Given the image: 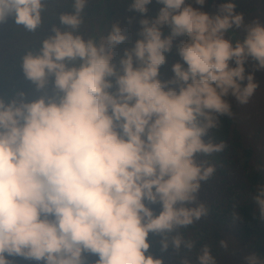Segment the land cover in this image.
Instances as JSON below:
<instances>
[{
  "label": "clouds",
  "instance_id": "obj_1",
  "mask_svg": "<svg viewBox=\"0 0 264 264\" xmlns=\"http://www.w3.org/2000/svg\"><path fill=\"white\" fill-rule=\"evenodd\" d=\"M155 2L157 16L139 20V38L122 54L127 29L113 24L99 41L86 39L89 0H71L39 53L23 56L22 73L42 94L0 97V264H87V256L164 264L149 254L150 234L161 252L193 248L172 234L209 213L200 192L216 166L200 157L226 145L205 137L232 115L230 97L247 104L254 95L245 65L264 70V25L245 26L231 2L215 14L203 10L206 0ZM152 3L131 0L129 11L146 16ZM46 10L45 0H0V25L11 19L35 32ZM241 28L243 39L226 35ZM174 47L182 63L161 80ZM255 191L264 217V185ZM198 261L215 264L207 247Z\"/></svg>",
  "mask_w": 264,
  "mask_h": 264
},
{
  "label": "trees",
  "instance_id": "obj_2",
  "mask_svg": "<svg viewBox=\"0 0 264 264\" xmlns=\"http://www.w3.org/2000/svg\"><path fill=\"white\" fill-rule=\"evenodd\" d=\"M224 2L233 3L235 11L238 13L260 14L264 17V10L260 5L245 7L239 0H206V9L213 14ZM117 5L113 0L89 1L95 18L92 30L85 35L86 39L92 37L99 41L105 29L110 27L113 15L118 10ZM97 10L100 11L97 12ZM100 16L102 20L98 18ZM97 28L99 31H94ZM164 32L167 35L168 29L165 28ZM244 34L242 29H233L228 33L234 41L243 39ZM126 45L127 43L122 47L126 48ZM166 59V64L160 69V75L166 70L168 64L182 63L175 47L171 53L166 54ZM252 64L254 65L255 62L252 61ZM219 121L218 128L211 130L205 140L207 141L210 137L217 144L223 141L226 145L225 149L219 153H213L211 156L200 157L216 166L215 174L202 184L200 192V202L208 207L209 213L193 226L178 229L177 233L172 234H179L185 241H192L193 248L189 250L182 246L177 251L170 246L166 252H161V237L153 234L149 236L151 244L149 254L155 258H162L164 264H183L184 261H187L188 264H199L198 257L205 247L209 249L215 264L217 262L224 264L230 255L224 252L223 235L225 229L236 221L241 224V237L251 255L257 258L258 264H264V217L261 216L259 206L253 199L256 188L264 185V168L257 169L253 165L254 149L244 142L233 117H219ZM235 168H240L243 173L231 180L230 176ZM156 211L159 212L158 206Z\"/></svg>",
  "mask_w": 264,
  "mask_h": 264
},
{
  "label": "rangeland",
  "instance_id": "obj_3",
  "mask_svg": "<svg viewBox=\"0 0 264 264\" xmlns=\"http://www.w3.org/2000/svg\"><path fill=\"white\" fill-rule=\"evenodd\" d=\"M45 2L47 10L43 13V24L35 32L26 31L22 26L15 25L11 19L5 24L0 25V97L4 98L6 101L13 98L18 91L28 93V98L30 100L37 99L42 94L36 91L35 85L25 79L21 70L22 58L29 51L33 54H38L42 47V41L54 35V33L51 32L52 26H60L58 19L59 15L72 11L71 0H45ZM113 2L116 5L118 3L117 13L113 15L114 18H112L110 27H107L101 36H106L113 24H119L122 28L127 29L129 41L126 42V46L128 48L139 38L137 35L140 30L139 20L144 18H155L159 9L162 7V5L157 4L155 0H153V3L147 6L149 9L147 15L141 16L139 13L129 11L131 0H113ZM239 2L245 7L260 5L262 10H264V0H239ZM203 10L208 12L206 4L203 6ZM99 11L100 10H97V12ZM217 11L218 8L213 14ZM236 13L241 14L238 12ZM95 14L97 16L96 12ZM241 15L243 16L245 26L251 25L254 22L264 25V17L260 14ZM83 17L84 24L80 31L85 36L92 30L95 18L89 3L86 6ZM98 18L102 20L101 16ZM129 19L132 21L131 24L128 23ZM241 29L244 31L243 28ZM94 31H99V29L97 28ZM226 35L231 38L228 34ZM123 47L121 45L116 49L118 55L122 54ZM175 63L176 62H172L166 66V70L160 75L161 80H168L173 77L172 65ZM245 67L246 73H254L255 82L258 84V87L247 104H240L235 98L231 97L229 98V102L231 104V116L240 130L244 142L254 149L255 157L253 165L258 169L260 167L264 168V70L257 71L251 59H249ZM242 173L243 171L240 168L233 169L230 176L231 180ZM240 228L241 224L236 221L233 225L225 229L223 235L224 252L226 254L228 253L230 257H227L224 264H248L247 258L252 256L249 248L242 240ZM10 259L13 260V264L36 263L35 261H27L20 257ZM86 259L87 264H95L97 257L87 256ZM217 264L221 263L217 262Z\"/></svg>",
  "mask_w": 264,
  "mask_h": 264
},
{
  "label": "built area",
  "instance_id": "obj_4",
  "mask_svg": "<svg viewBox=\"0 0 264 264\" xmlns=\"http://www.w3.org/2000/svg\"><path fill=\"white\" fill-rule=\"evenodd\" d=\"M35 264H37V262ZM41 264H42V262H41Z\"/></svg>",
  "mask_w": 264,
  "mask_h": 264
}]
</instances>
